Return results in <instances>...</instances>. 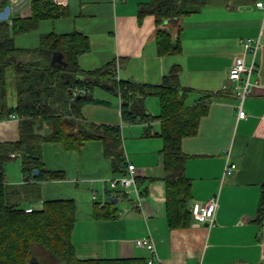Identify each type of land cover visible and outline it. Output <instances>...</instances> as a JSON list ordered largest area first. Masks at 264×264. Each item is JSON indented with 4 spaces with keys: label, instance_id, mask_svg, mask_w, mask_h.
Segmentation results:
<instances>
[{
    "label": "crops",
    "instance_id": "crops-1",
    "mask_svg": "<svg viewBox=\"0 0 264 264\" xmlns=\"http://www.w3.org/2000/svg\"><path fill=\"white\" fill-rule=\"evenodd\" d=\"M53 1L65 7L67 15L40 20L33 30L15 35L17 48H37L45 34L78 32L90 41V50L77 59L83 71L116 60L119 79L157 85L177 64L180 86L186 89V105L211 95L209 112L201 118L197 134L184 138L181 149L187 156L190 203L218 195L212 227L193 220L184 228L168 226L162 140L143 136L146 123H124L119 98L102 88H95L92 95L105 103H86L81 112L87 122L120 126L122 170L113 168L99 140L85 141L79 150H66L60 143L42 145L45 167L63 172L65 177L36 183L31 180L28 189L36 193L33 201L41 204L51 199L75 202L72 243L76 256L137 258L144 264H264V220L261 225L254 221L264 183V15L255 6L259 0H206L199 12L167 22L173 35L181 39V52L168 56L157 52L153 16H137L138 4L147 0ZM5 5L13 7L8 22L31 15V0H0V11ZM246 38L259 39V46L251 92L242 105L245 117L238 119V99L228 71L237 57H244L247 64L251 61V52H244L241 45ZM9 94L8 104L14 106L12 89ZM144 102L147 112L159 113L156 96L149 95ZM151 124L153 130H159L158 121ZM18 139V116L0 119V143ZM227 157L236 165L229 175L224 174ZM128 163L136 169L139 202L135 194L109 184L125 173ZM5 180L11 186L27 183L22 172L21 180L15 183ZM106 206L115 210L114 215L96 218V210L102 212ZM146 235L154 239L155 258L135 244ZM151 258L152 263H148Z\"/></svg>",
    "mask_w": 264,
    "mask_h": 264
},
{
    "label": "trees",
    "instance_id": "trees-1",
    "mask_svg": "<svg viewBox=\"0 0 264 264\" xmlns=\"http://www.w3.org/2000/svg\"><path fill=\"white\" fill-rule=\"evenodd\" d=\"M206 0H147L138 4L137 16L151 15L155 21V41L160 56L181 52V39L169 30V19H180L200 11ZM67 15L65 7L53 0H31V15L0 21V119L19 118V139L0 143V264H41L47 252L50 264H144L137 258L79 259L72 243L77 207L70 199H51L38 208L23 205L36 193L28 189L31 180L63 179L64 173L49 170L42 159V145L60 143L66 150H79L88 140L102 142L112 166H125L121 149L120 126L87 122L82 115L86 103L104 104L93 97L99 87L120 100L124 123H146L143 136L162 140L160 154L166 187V218L172 229L184 228L192 222L191 180L185 174L187 156L181 149L186 137L195 136L198 125L209 112L211 95H204L192 105L185 104L186 89L179 83V65H172L157 85L122 80L117 77V61L98 69L83 71L78 56L90 50L89 39L78 32L45 34L34 49H19L14 36L33 30L43 19ZM177 25H175L176 27ZM61 55V64L51 63L53 54ZM13 71L15 105L8 104L6 72ZM154 95L159 101L157 115L147 112L145 98ZM159 122V130L152 122ZM19 157L23 185H7L4 162ZM14 157V158H15ZM37 173L34 174V170ZM32 208L30 212L25 209ZM94 213L108 218L115 210L109 206ZM264 220V183L254 221ZM40 255V256H38Z\"/></svg>",
    "mask_w": 264,
    "mask_h": 264
},
{
    "label": "built area",
    "instance_id": "built-area-1",
    "mask_svg": "<svg viewBox=\"0 0 264 264\" xmlns=\"http://www.w3.org/2000/svg\"><path fill=\"white\" fill-rule=\"evenodd\" d=\"M255 6L261 10L264 15V0H259L255 3ZM242 49L244 52L250 51L252 54L251 61L247 64L244 57H237L228 71V80L233 83L234 96L238 99V103L235 106L237 109V118L242 119L245 117V111L242 108L243 101L250 94L252 88L251 76L256 68L255 54L259 46V39L246 38L241 41ZM15 115H11L14 117ZM228 155V153H227ZM229 156V155H228ZM236 169L234 162L230 161L227 157L224 174L229 175ZM110 186L112 188H120L125 191L126 194L133 193L136 195V200L139 202L140 196L137 189L136 182V169L135 166L128 163L125 173L118 178H112L110 180ZM218 207V195L214 194L204 202H193L191 204L192 219L195 222H201L208 227H212L215 224V212ZM32 208L25 209L26 212H30ZM135 244L146 248L152 257H156L155 242L151 235H146L136 239ZM152 263V258L148 261ZM198 264H203L201 261Z\"/></svg>",
    "mask_w": 264,
    "mask_h": 264
},
{
    "label": "rangeland",
    "instance_id": "rangeland-1",
    "mask_svg": "<svg viewBox=\"0 0 264 264\" xmlns=\"http://www.w3.org/2000/svg\"><path fill=\"white\" fill-rule=\"evenodd\" d=\"M6 77L8 79V87L9 90L12 89L13 86V71L11 69H9L6 72ZM13 92V89H12ZM9 97H11V95L9 94ZM9 103V101H8ZM158 103V102H157ZM4 169H5V177L8 180V182H12L15 183L16 181L14 180H21V171H20V159L19 157H15V158H9L4 162ZM34 199H30L28 200H23V205L25 204H32L34 206V208H38L40 207L41 203H39L38 200L33 201ZM40 256V255H38ZM41 264H50L49 262H51L49 255L47 252H42V258L39 259Z\"/></svg>",
    "mask_w": 264,
    "mask_h": 264
},
{
    "label": "water",
    "instance_id": "water-1",
    "mask_svg": "<svg viewBox=\"0 0 264 264\" xmlns=\"http://www.w3.org/2000/svg\"><path fill=\"white\" fill-rule=\"evenodd\" d=\"M11 9H13L11 5H5L3 7V9L0 11V21L8 19ZM169 21L175 23L177 19H169L167 22ZM61 62H62L61 55L58 53L53 54L51 63L54 64V63H61ZM35 173H37L36 169L34 170V174Z\"/></svg>",
    "mask_w": 264,
    "mask_h": 264
}]
</instances>
